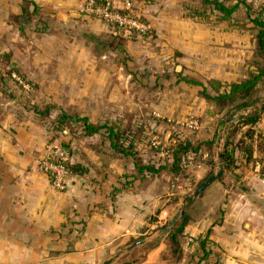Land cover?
<instances>
[{
  "label": "rangeland",
  "instance_id": "1",
  "mask_svg": "<svg viewBox=\"0 0 264 264\" xmlns=\"http://www.w3.org/2000/svg\"><path fill=\"white\" fill-rule=\"evenodd\" d=\"M218 1L236 9L224 17L204 0H136L144 4L145 21L152 28L144 35H124L118 30L110 51H94L93 62L102 70V102L87 105L85 114L78 104L63 110L62 105L36 103L41 89L31 88L28 75L14 66L13 50L0 48L1 114L32 110L48 120L52 144L67 148L74 170L84 175L91 170L105 173L113 169L122 182L133 177L135 189H144L145 196H139L138 202H149L151 210L129 243L147 240L122 249L114 264L129 260L137 264L160 242L161 264H205L214 251L206 227L220 222L228 206L227 191L234 195L233 200L237 198L241 190H232L233 185L245 189L232 176L236 168L233 151L247 159L251 170L256 161L264 162V149L259 146L262 138L258 136L264 132V74L248 96L213 99L229 91L231 83L264 68L257 28L251 21L257 16L264 21V0ZM200 51L207 59H202ZM253 99L252 106L237 108ZM253 111L259 112L257 122L243 125L240 116ZM62 114L86 116L90 124L103 128L86 134L81 121L63 119ZM107 127L117 133L115 143L131 154L111 146ZM249 129L252 137L247 134ZM217 139L222 140L220 146ZM225 142L234 160L227 168L218 157ZM183 146H187L186 152L179 153ZM145 167H154L156 172ZM219 167L220 176L194 196L198 186ZM240 199L242 204L246 202ZM183 216L187 218L185 231L177 234L176 240L170 239L169 233ZM200 228L203 231L199 232ZM202 240L205 249L201 248ZM218 253L215 250L214 257Z\"/></svg>",
  "mask_w": 264,
  "mask_h": 264
},
{
  "label": "crops",
  "instance_id": "2",
  "mask_svg": "<svg viewBox=\"0 0 264 264\" xmlns=\"http://www.w3.org/2000/svg\"><path fill=\"white\" fill-rule=\"evenodd\" d=\"M113 1L122 8L131 5L147 20L141 2ZM82 2L0 0V48L10 47L14 66L28 75L31 88L41 89L36 103L63 110L78 104L85 114L87 105L102 102V70L93 62L94 51H110L119 33L83 15ZM200 54L207 59L204 51ZM52 131L32 110L0 113V264H114L122 249L147 240L129 243L151 210L149 202H138L144 189H135L133 177L123 183L113 169L89 173L88 166L89 174L73 175L67 189L56 191L37 165L52 144ZM236 152L232 176L245 189L233 185L232 190H241L237 198L227 191L220 222L206 227L214 251L205 264H264V162L251 170ZM162 248L161 242L149 248L137 264H161Z\"/></svg>",
  "mask_w": 264,
  "mask_h": 264
},
{
  "label": "built area",
  "instance_id": "3",
  "mask_svg": "<svg viewBox=\"0 0 264 264\" xmlns=\"http://www.w3.org/2000/svg\"><path fill=\"white\" fill-rule=\"evenodd\" d=\"M81 13L108 23L111 28L122 30L125 34L144 35L150 25L140 19L131 5L118 7L113 0H83ZM70 155L65 147L48 144L37 158L38 169L45 173L50 185L56 191L68 188L74 172L70 169ZM262 163L255 162L259 167Z\"/></svg>",
  "mask_w": 264,
  "mask_h": 264
},
{
  "label": "trees",
  "instance_id": "4",
  "mask_svg": "<svg viewBox=\"0 0 264 264\" xmlns=\"http://www.w3.org/2000/svg\"><path fill=\"white\" fill-rule=\"evenodd\" d=\"M204 2H209L213 5V8L219 10L222 13V16L224 17H228L230 16L233 11L236 9V6H226L223 2L218 1V0H204ZM140 19H142V17L140 16ZM144 20V19H142ZM251 21L253 22V25L257 28V34H256V38H257V42L259 45L260 50L263 53V57H264V21L261 20L258 16L254 17L251 19ZM264 74V68L259 71L257 74H252L250 78L239 81V82H233L230 84L229 86V91L227 92H223L220 93L218 95H216L215 97H213V99H229L231 97L234 98H238L240 95H246L248 96L249 93H252L256 84L258 83L259 79L262 77V75ZM255 103V100L253 99L251 102H246L244 101L243 103L239 104L237 106V108H243V107H247V106H252ZM62 118L63 119H68L69 121H74V120H78L81 121L83 124V128L86 134H91V133H95L98 132L101 128H103V126H94L92 124H90L88 122V119L86 116H82V117H78V118H72L69 115L66 114H62ZM259 119V112L257 111H253L250 112L246 115H241L240 119L242 121L243 125H253L254 123L257 122V120ZM251 129H249L247 131V134L249 137L253 136V132L250 131ZM107 137L110 140L111 146L117 151V152H121L123 154H131L129 153V151H127V149H123L121 147V145H118L117 143H115L116 139H117V133H115V131L113 130L112 127H107ZM258 136L262 138V141L260 142L262 145L259 144L260 147H262L264 149V132H259ZM227 145L228 143L225 142L223 145V150H222V156H221V161L223 164L224 168H227V166L230 164H232V162L234 161L232 159V155H230L228 153L227 150ZM66 148V147H65ZM67 149V148H66ZM187 150V146H183V147H179L178 152L179 153H183L186 152ZM70 169L76 173V174H80L81 171L80 170H74V165L73 163H70L69 165ZM146 170L151 171V172H156V169H154V167H145ZM177 168V167H176ZM138 169L143 170L142 167H138ZM187 223V218L186 217H182L181 222L179 223V225L175 228L174 232H170L169 233V238L170 239H174L176 240V235L179 233H182L184 230V227ZM201 248L205 249V241L202 240L200 242Z\"/></svg>",
  "mask_w": 264,
  "mask_h": 264
},
{
  "label": "water",
  "instance_id": "5",
  "mask_svg": "<svg viewBox=\"0 0 264 264\" xmlns=\"http://www.w3.org/2000/svg\"><path fill=\"white\" fill-rule=\"evenodd\" d=\"M177 70L179 69V66L176 68ZM222 152L218 153V157H221ZM222 173V167H219L216 172L208 176L196 189L194 196L198 195L200 192H202L206 187H208L214 180H216L220 174Z\"/></svg>",
  "mask_w": 264,
  "mask_h": 264
}]
</instances>
